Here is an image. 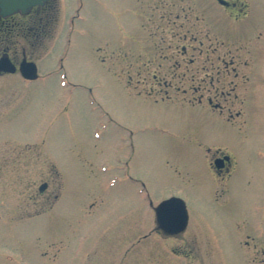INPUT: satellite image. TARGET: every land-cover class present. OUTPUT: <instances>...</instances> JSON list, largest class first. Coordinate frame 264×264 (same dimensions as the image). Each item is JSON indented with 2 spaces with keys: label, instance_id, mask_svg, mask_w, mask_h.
Here are the masks:
<instances>
[{
  "label": "rangeland",
  "instance_id": "rangeland-1",
  "mask_svg": "<svg viewBox=\"0 0 264 264\" xmlns=\"http://www.w3.org/2000/svg\"><path fill=\"white\" fill-rule=\"evenodd\" d=\"M165 1L57 0L52 34L27 49L41 79L0 77V264H264V81L238 127L148 96L150 21ZM173 1V19L213 28L195 33L209 60L230 61L248 40L264 72V0H233L238 23L217 0ZM216 148L237 164L225 182L209 165ZM172 196L189 216L174 236L154 218Z\"/></svg>",
  "mask_w": 264,
  "mask_h": 264
},
{
  "label": "flooded vegetation",
  "instance_id": "flooded-vegetation-1",
  "mask_svg": "<svg viewBox=\"0 0 264 264\" xmlns=\"http://www.w3.org/2000/svg\"><path fill=\"white\" fill-rule=\"evenodd\" d=\"M56 1L47 0L43 4L31 7L26 12L17 11L4 15L0 10V59L8 57L16 68L14 72L0 69V77L18 74L25 85L41 79L40 74L33 80L22 77L19 66L23 59L34 61L30 58L31 54L27 49L31 48L30 53L35 52L37 48L35 43L52 34L53 4H56ZM173 3V0H166L165 13L161 14L160 18L153 15L150 21L153 29L151 33L155 37L150 47L151 53L154 55L153 60H157V67L149 78L148 96L156 101L182 99L194 105H206L231 125L238 127L237 118L242 115L248 116L253 107L258 111L262 104L255 102L260 99L253 98L254 93H258L259 84L264 81V72L256 66L257 59L253 48L247 40V48L236 47L230 61L225 60V56L223 57L221 54L218 55L217 60H209V46H204L203 41L198 40V35L196 36L195 33L208 36L213 28L207 23V20L201 22L205 27L198 26V17L189 25V20L184 13H182L183 18L176 14V19H173ZM218 4L223 8L226 16L235 23L239 22V16L246 14L244 8H239V5L233 0H228V4ZM227 11L231 14H228ZM190 26L198 27L195 28L196 31H193ZM204 30H206L205 33L202 32ZM254 35L256 38H261L260 33H253V37ZM189 36L193 37V42L198 41V44L196 46L182 44L174 52L173 41H185ZM26 42L29 45L27 47L24 45ZM214 47L213 52H216L219 47ZM194 50H197L201 56H198L196 60L194 56L185 59V56L188 53L193 54ZM246 55L250 60L243 59ZM213 68L216 69L215 72ZM37 69L39 73L38 65ZM211 155L210 168L222 182H225L236 171L237 164L234 158L221 148L214 149ZM44 183L46 188L40 191L41 194L46 193L48 188V184ZM154 218L156 226L159 227L155 213Z\"/></svg>",
  "mask_w": 264,
  "mask_h": 264
},
{
  "label": "water",
  "instance_id": "water-1",
  "mask_svg": "<svg viewBox=\"0 0 264 264\" xmlns=\"http://www.w3.org/2000/svg\"><path fill=\"white\" fill-rule=\"evenodd\" d=\"M47 0H0L2 14H11L17 11L26 12L37 4H43ZM221 4H227L225 0H218ZM0 69L6 72H14L15 66L8 57L0 59ZM24 78H37V66L34 62L23 59L19 67ZM217 163V162H216ZM46 184H42L39 190L43 191ZM156 218L159 227L170 235L182 232L188 223V212L183 199L172 196L160 202L156 208Z\"/></svg>",
  "mask_w": 264,
  "mask_h": 264
}]
</instances>
